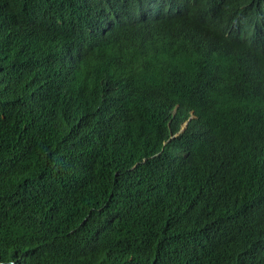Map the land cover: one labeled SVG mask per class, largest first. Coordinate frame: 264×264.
Listing matches in <instances>:
<instances>
[{"label": "trees", "instance_id": "obj_1", "mask_svg": "<svg viewBox=\"0 0 264 264\" xmlns=\"http://www.w3.org/2000/svg\"><path fill=\"white\" fill-rule=\"evenodd\" d=\"M0 1V264H264L244 0Z\"/></svg>", "mask_w": 264, "mask_h": 264}, {"label": "clouds", "instance_id": "obj_2", "mask_svg": "<svg viewBox=\"0 0 264 264\" xmlns=\"http://www.w3.org/2000/svg\"><path fill=\"white\" fill-rule=\"evenodd\" d=\"M203 0H196V3H202ZM246 6H250L252 9V18L247 22L245 27H236L235 29H229L232 31H239L245 33L248 38H255L257 35L264 34V0H244ZM6 6L4 1H0V7L4 9ZM58 24L52 25L56 27ZM192 118V116H190ZM186 123V122H184ZM182 124L180 131L186 126Z\"/></svg>", "mask_w": 264, "mask_h": 264}, {"label": "bare ground", "instance_id": "obj_3", "mask_svg": "<svg viewBox=\"0 0 264 264\" xmlns=\"http://www.w3.org/2000/svg\"><path fill=\"white\" fill-rule=\"evenodd\" d=\"M88 15L90 14L89 12L87 13ZM210 24V23H209ZM228 36H230V34H228Z\"/></svg>", "mask_w": 264, "mask_h": 264}, {"label": "water", "instance_id": "obj_4", "mask_svg": "<svg viewBox=\"0 0 264 264\" xmlns=\"http://www.w3.org/2000/svg\"><path fill=\"white\" fill-rule=\"evenodd\" d=\"M186 123H184V126H185Z\"/></svg>", "mask_w": 264, "mask_h": 264}]
</instances>
